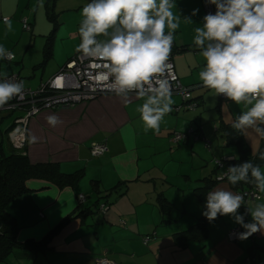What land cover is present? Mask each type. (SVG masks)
Instances as JSON below:
<instances>
[{"label": "crops", "instance_id": "1", "mask_svg": "<svg viewBox=\"0 0 264 264\" xmlns=\"http://www.w3.org/2000/svg\"><path fill=\"white\" fill-rule=\"evenodd\" d=\"M55 2L37 0L34 8L31 0H0L1 76L12 72L22 76L21 68L26 67L33 69L24 72L27 77L36 76L35 64L41 55L43 58L44 44L35 50L32 63L27 57L36 34L35 15L38 7L46 12L48 3H53L54 8ZM138 10L144 14H138ZM104 11L108 16L104 25L111 32L96 38L98 46L146 48L159 44L160 50L154 52L172 54L183 84L196 88L216 80L218 67L212 33L210 29L202 30L207 24L202 0H110ZM196 16L198 22L192 19ZM25 17L31 23L30 29L23 27ZM182 22L183 26L177 25ZM87 26L95 24L89 21ZM20 28L25 35L23 43ZM200 30L203 36L195 34ZM187 31L189 37L185 39L183 33ZM165 35H170L173 43L162 40ZM205 44L210 47L205 48ZM75 48L76 43L53 66L48 63L50 58L46 61L38 86L62 67L64 57L71 59L76 54ZM9 52L14 55L12 59L6 57ZM201 53L212 55L211 61L201 58ZM18 62L21 68L16 65ZM194 94L201 96L193 93V98ZM182 101L177 92H103L70 105L44 106L27 116L24 145L13 147L25 152L31 162H58L63 172L81 169L83 174L75 183L64 185L30 178L25 181L30 189L7 204L16 218L17 239L40 243L37 249L20 250L17 257L22 264H98L100 257L116 264H264V126L259 142L249 143L252 160L261 173L259 192L242 199L239 189L224 178L229 167L226 159L234 158L238 152L235 144L226 142L221 126L224 121L214 124L215 130L220 131L216 138L207 137L202 129L205 120L200 101L195 108L182 106L175 110L174 106ZM149 110L158 112L159 117L147 115ZM7 111L17 110L0 108V139L4 145L6 138L8 147L4 148L8 152L13 145L9 131L16 122L2 125L10 114ZM233 121L238 125V120ZM192 129L195 137L190 136ZM175 131L186 134L175 141L171 138ZM96 141L106 144L101 154L90 150ZM213 159L222 164L216 162L210 169ZM208 176L211 180L207 182L210 187L205 204L191 188V181L199 183L200 178ZM115 185L124 191L118 188L106 196V208L98 209L95 197ZM82 192L88 197L96 195L79 205L77 195ZM159 195L171 202L167 214L159 208ZM84 206L94 211L76 212ZM207 206L224 210L208 222L204 239H190L184 244L175 233L195 223ZM235 226L251 227L252 233L245 231L241 239L229 240L227 231ZM145 235L150 236L147 242L142 240ZM21 263L10 258L5 264Z\"/></svg>", "mask_w": 264, "mask_h": 264}, {"label": "built area", "instance_id": "2", "mask_svg": "<svg viewBox=\"0 0 264 264\" xmlns=\"http://www.w3.org/2000/svg\"><path fill=\"white\" fill-rule=\"evenodd\" d=\"M202 4L213 30L217 58L218 73L212 84L225 98H259L261 82L264 81V0H202ZM137 12L144 14L142 10ZM22 24L29 28L26 17ZM89 33L88 29L80 31L81 49L51 79L36 88L27 86L18 73L0 75V108L20 111L14 119L16 125L9 131L13 146L20 148L24 145L25 124L30 113L44 106L70 105L103 92H177L183 101L174 106L175 110L182 106L192 109L199 104L191 93L195 86L181 82L172 54L154 52L159 44L146 48H104L98 46ZM164 40L173 43L170 35H165ZM6 57L12 59L14 55L9 52ZM147 115L159 117L160 114L149 110ZM185 134L175 131L171 138L177 141ZM106 148L103 141L93 142L90 146L93 154H101ZM217 164L221 165L222 161L218 160ZM231 175L233 172L228 167L225 177ZM258 192L259 185L253 184L239 194L253 197ZM78 198L83 201L85 196L79 193ZM106 206L103 202L100 209L104 210ZM245 231L252 233V228H229L227 238L241 239ZM149 239V235L142 237L143 242ZM97 263L116 264V261L100 257Z\"/></svg>", "mask_w": 264, "mask_h": 264}, {"label": "trees", "instance_id": "3", "mask_svg": "<svg viewBox=\"0 0 264 264\" xmlns=\"http://www.w3.org/2000/svg\"><path fill=\"white\" fill-rule=\"evenodd\" d=\"M54 1V0H50ZM53 3H48L46 8V14L48 19L52 22V28L50 33L46 35L44 48L42 50L43 58L38 62L37 66H44L46 61L52 56L53 47V33L58 26L57 13L52 11ZM29 29L31 28L30 21L28 22ZM25 28V27H24ZM184 47V46H181ZM16 73V72H12ZM197 100L201 101V96L193 95ZM223 133L226 135L227 144H235L237 147V155L232 159H226V164L232 170L233 175L227 176L228 182L234 188L239 189V193L242 194V190L247 189L253 184H258L260 180V169L258 164L252 160V151L250 149L249 142L245 138L241 128L234 122L222 123ZM11 144V143H10ZM83 174V170L77 169L72 172H63L59 168L58 162H31L26 153L19 149H15L11 145L10 151H6L3 145V141L0 139V263L6 259V257L13 251L15 247L21 249L39 248L38 242L31 240L20 241L17 239V222L15 216L8 211L7 204L20 194L27 192L30 188L27 187L25 181L30 178H41L50 183L64 185L75 183ZM203 183L195 186L194 190L200 195L203 203L206 204L207 190L210 187L207 182H210L211 178H200ZM96 183V181H94ZM124 191V189L113 186L103 195L96 196V207H101V203L107 204L109 199L106 197L109 194L117 191ZM79 194V193H78ZM242 199L248 198L246 195L241 196ZM79 201V205H82L86 201V197L83 201ZM158 203L160 210L167 214L171 208V202L164 196H158ZM94 211L90 206H84L77 209L76 212ZM224 209H215L207 206V210L197 218V221L189 227L176 232L178 237L184 244L190 239H204L207 236L208 222L222 214ZM77 213V215H78ZM72 217V216H71ZM43 242V240H42Z\"/></svg>", "mask_w": 264, "mask_h": 264}, {"label": "rangeland", "instance_id": "4", "mask_svg": "<svg viewBox=\"0 0 264 264\" xmlns=\"http://www.w3.org/2000/svg\"><path fill=\"white\" fill-rule=\"evenodd\" d=\"M36 4H37V0H31L32 7L35 8ZM109 5H110V0H56L54 8L52 7V11L54 13H57L58 26L53 33V41H54L52 47L53 55L48 60V63L51 64V66H53L54 62H56L58 59L63 57L66 54V52L71 50L75 43H76L75 53H77L81 48V47L79 48V42L81 41L79 37V33L82 30L89 29L92 35V39L94 41L96 40L97 37H103L104 35L111 32V30H109L106 24L104 25L105 19H107L108 17L104 9ZM44 11H45L44 8L41 9V7H38V10L35 15V23L37 25L35 29L36 34L35 36H33V42H32L33 45L32 46L30 45L29 48L27 49L28 52L27 57L30 63H32L31 61L35 59V50L37 49V47H39V45H41V47L43 46L46 39V35L50 33V30L52 28V22L46 17V12ZM205 17L207 19V24L203 26L202 30L204 32H208L210 29L213 38V30L206 13H205ZM192 19L195 22L199 21L198 16L193 17ZM157 20L161 22L160 18H157ZM89 21L93 22L95 26L88 27L87 25ZM167 24H170V21H168ZM184 24H185L184 22L177 23L178 26H183ZM20 30H21L20 33L21 36L22 37L25 36L22 34V28H20ZM202 30H200L199 32H195V34L197 33L199 36H203L204 32ZM27 32L29 37L30 33L29 31ZM188 32L189 31L183 33L185 39H188L189 37ZM162 40L164 39L162 38ZM23 41H24V37L22 38V43ZM211 45L215 49L213 41H211ZM163 47H166V44H163ZM204 47L208 48L210 47V45L205 44ZM158 50H160L159 47H157L156 50L154 51H158ZM75 53H73L71 57ZM201 54H202L201 58L204 57L208 62L211 61L212 55H206L207 53L205 55H203V53ZM41 59H42V55L36 61L39 62L41 61ZM68 59L67 56L64 57L61 62L64 63L61 66H63ZM16 65H18V68H21L20 62L16 63ZM41 69L42 66H37L34 71L35 72L37 71L38 73L36 74V76H32L30 78L27 77L25 73L28 71L33 72V69L27 67L24 69L21 68L22 71L21 75L25 77L26 84L31 85L34 88L37 87L38 84L40 83L39 78L41 74ZM53 76H51L50 79ZM44 81H47V79ZM206 83L203 86L193 88L192 89L193 92L191 93L201 94V101L199 108L203 112V119L205 121L204 124H202V129L204 130V132L206 131L207 137L212 136L213 138H216V136L220 134L219 130L218 131L215 130L214 124L217 123L220 125L221 119L222 121L238 120L237 121L238 125L242 129L249 143L255 144L259 142V140L261 139L262 127L264 126V81L261 82L260 100L254 99L252 97L251 98L236 97V98H227V99L220 98L215 84L209 82ZM7 112L10 114L3 119V123H2L3 126L4 124L10 121L13 122V120L17 116H19V113H17V111H13V112L7 111ZM190 133H191L190 134L191 137H195V134L193 132ZM4 146L5 148L8 147L6 138L4 139ZM216 162L217 160L214 159L210 160L211 166L209 168L212 169V166L214 167V165H216ZM194 163H196V161ZM216 168L219 169V166ZM191 183H192L191 188H194L195 186L201 185L203 181L200 180L198 183L197 181L194 182L193 179V182L191 181ZM82 193L87 199L89 198L94 199L96 195L95 193H92V196L88 197L86 193L84 192ZM121 221L123 222V220ZM118 225L123 227L122 224H118ZM20 250H22L20 247H15L13 251L6 257V259L2 261L0 264L7 263L8 259L10 258L13 261H15L16 259L17 262L21 263V260L19 259V257H17L18 253L21 252Z\"/></svg>", "mask_w": 264, "mask_h": 264}]
</instances>
